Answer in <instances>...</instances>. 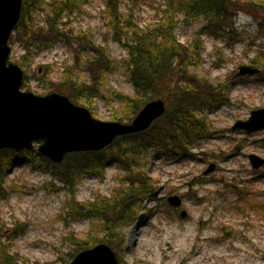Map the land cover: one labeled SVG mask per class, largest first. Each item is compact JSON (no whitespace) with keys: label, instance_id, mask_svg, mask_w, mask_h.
<instances>
[{"label":"rangeland","instance_id":"1","mask_svg":"<svg viewBox=\"0 0 264 264\" xmlns=\"http://www.w3.org/2000/svg\"><path fill=\"white\" fill-rule=\"evenodd\" d=\"M104 2L87 0L80 13L63 19L72 37L67 44L58 42L31 60L25 70L28 89L23 90L39 95L53 92L54 87L48 83L58 82L64 65L73 63L78 48L74 38L80 36L95 45H103L106 40L105 47L117 62L106 84L132 95L121 67L126 51L107 33L102 16ZM118 2L121 12L130 15L141 29L160 18L164 0ZM239 13L251 17V23L237 27ZM41 18V13L36 16L38 26ZM204 26L203 21L179 24L175 37L182 45L191 46L195 35L200 34L201 64L196 73L213 85L229 80L230 102L205 115L212 136L200 141L191 150V157L165 160L154 151L143 157L155 192L143 204L138 220L124 229V248L116 252L108 244L122 264H264V165L253 169L248 159L251 154L264 159V131L246 134L231 130L236 121L246 120L251 111L264 108L263 65L258 62L255 66L259 74H238L240 66H251L257 56H264V45L257 34V20L244 11L236 14L229 31L213 34ZM10 47L15 60L24 54L21 42ZM45 65H49L48 82L44 81ZM80 72L81 80L88 82L85 68ZM88 110L100 121H111V114L121 107L102 88ZM33 155L30 152L19 165L12 166L4 179L0 246L5 245L8 254L21 264H62L70 249L68 234L83 237L90 222H63L70 195L37 166ZM210 164L215 169L205 174ZM122 173L112 165L101 179L83 176L74 188L75 200L88 202L95 195L109 197L114 188L121 186ZM232 186L236 187L234 192L230 191ZM168 196H178L181 205H169ZM181 211L186 213L184 218L180 217Z\"/></svg>","mask_w":264,"mask_h":264},{"label":"trees","instance_id":"2","mask_svg":"<svg viewBox=\"0 0 264 264\" xmlns=\"http://www.w3.org/2000/svg\"><path fill=\"white\" fill-rule=\"evenodd\" d=\"M86 3L87 0H22L20 18L9 45L17 41L23 44L24 54L16 60L11 56L23 71V89H28L25 70L31 60L58 42L67 44L72 35L65 30L63 19L80 13ZM104 3L102 16L107 33L126 51L121 67L132 87V95L106 84V77L117 68L116 60L105 47L106 40L103 45H95L80 36L74 38L78 48L73 63L64 65L58 82L48 84L54 87L53 91L87 109H91L100 97V90L106 89L110 100L121 107L119 112L111 114V121H131L143 105L158 97L165 102L164 115L145 131L117 137L100 151L69 153L60 164L50 162L35 149L0 150V195L12 166L19 165L33 152L37 166L48 172L70 195L63 222L66 225L80 220L90 222L83 237L68 234L70 249L62 264L101 242L109 244L116 252L123 249L124 229L138 220L139 211L145 208L143 204L155 192L154 181L142 163L143 157L150 151L159 153L165 160L191 157V150L212 136L205 115L230 102L232 83L229 80L213 85L205 76L196 73L201 64L200 34L195 35L191 46H184L175 37L178 25L203 21L204 29L217 34L231 30L233 18L244 11L257 20V34L264 45V0H164L160 18L141 29L130 15L121 12L118 0H105ZM40 13L41 25L38 26L36 16ZM258 62L264 67V56H257L251 66L255 67ZM43 67L44 81L48 82L49 65ZM82 67L88 74V82L81 80ZM112 165L123 172L121 186L114 188L109 197L95 195L92 201L75 200L74 188L83 176L101 179ZM230 188L232 192L236 190L235 186ZM17 261L8 254L5 245L0 246V264H21Z\"/></svg>","mask_w":264,"mask_h":264},{"label":"water","instance_id":"3","mask_svg":"<svg viewBox=\"0 0 264 264\" xmlns=\"http://www.w3.org/2000/svg\"><path fill=\"white\" fill-rule=\"evenodd\" d=\"M22 0H0V150L36 152L52 163L60 164L73 152L100 151L117 137L147 130L166 110L162 98H154L141 107L128 122L100 121L83 106L67 96L50 92L45 95L23 90V71L11 59L9 38L21 14ZM260 69L249 65L238 68L239 75H256ZM232 131L253 134L264 131V108L250 112L248 119L238 120ZM253 169L264 159L248 156ZM210 164L205 174L214 171ZM173 207L181 205L178 196H168ZM186 213L180 212L184 218ZM68 264H122L117 253L104 242L78 252Z\"/></svg>","mask_w":264,"mask_h":264},{"label":"clouds","instance_id":"4","mask_svg":"<svg viewBox=\"0 0 264 264\" xmlns=\"http://www.w3.org/2000/svg\"><path fill=\"white\" fill-rule=\"evenodd\" d=\"M251 23V17L246 16L244 13H239L237 20H236V26L237 27H241L243 25L246 24H250Z\"/></svg>","mask_w":264,"mask_h":264}]
</instances>
